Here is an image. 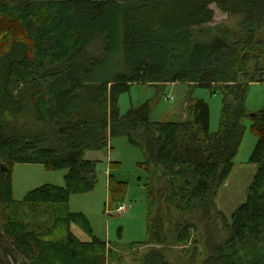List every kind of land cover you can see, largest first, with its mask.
<instances>
[{"label": "trees", "instance_id": "1", "mask_svg": "<svg viewBox=\"0 0 264 264\" xmlns=\"http://www.w3.org/2000/svg\"><path fill=\"white\" fill-rule=\"evenodd\" d=\"M211 4L240 15L236 26L206 29ZM261 81L264 0H0V264L123 261L82 212L66 207L72 193L97 182L85 151L113 136L127 137L143 156L139 165L158 174L147 189L142 264H175L176 250L186 255L180 264H194L200 244L201 264H264V104L245 108L249 83ZM175 82L222 93L216 131L202 98L189 100L177 121L152 120L146 101L120 113L118 97L131 84ZM245 117L257 138L248 158L256 168L245 200L226 217L216 197ZM18 162L65 169L64 184L16 201ZM71 224L90 239H79Z\"/></svg>", "mask_w": 264, "mask_h": 264}, {"label": "rangeland", "instance_id": "2", "mask_svg": "<svg viewBox=\"0 0 264 264\" xmlns=\"http://www.w3.org/2000/svg\"><path fill=\"white\" fill-rule=\"evenodd\" d=\"M213 19L206 29L215 32L219 26L235 27L240 15L228 16L216 5ZM204 99L210 108V131H216L219 124L222 93H211L208 88L192 86L185 82L147 84L133 83L118 97L121 114L131 106L148 102L152 120L177 121L187 117L189 100ZM264 104V82H250L245 99L247 111H256ZM246 126L237 154L233 159V169L218 190L217 207L229 217L234 209L245 200L246 189L252 179L256 165L248 158L256 143V136L249 130L248 117L243 118ZM85 157L96 161L97 182L93 189L85 193H72L66 207L72 212H82L88 219L92 234L106 240L123 257L122 262L112 264H142L141 257L149 249L144 244L147 238L146 222L149 214L147 189L153 188L158 174L146 170L139 163L143 160L140 150L125 136H113L106 147L86 150ZM65 169H48L40 163H15L11 170L12 197L20 201L26 192L44 184L63 185ZM109 180L111 187L109 188ZM119 182L120 184H117ZM122 190H113V186ZM117 186V187H118ZM117 195L114 200V195ZM123 205L125 209L117 211ZM64 209V204H59ZM73 233L81 240L90 239L85 230L71 224ZM14 255V254H13ZM15 258L18 256L14 255ZM13 256V257H14ZM186 255L179 250L170 252L169 257L180 264ZM206 257L203 244L198 245L194 264H201ZM18 261V259H17ZM11 262V261H10ZM10 264V263H8ZM14 264V262H11Z\"/></svg>", "mask_w": 264, "mask_h": 264}, {"label": "built area", "instance_id": "3", "mask_svg": "<svg viewBox=\"0 0 264 264\" xmlns=\"http://www.w3.org/2000/svg\"><path fill=\"white\" fill-rule=\"evenodd\" d=\"M124 209H125V206H123V205H120L117 207L118 212H120V211L122 212Z\"/></svg>", "mask_w": 264, "mask_h": 264}, {"label": "water", "instance_id": "4", "mask_svg": "<svg viewBox=\"0 0 264 264\" xmlns=\"http://www.w3.org/2000/svg\"><path fill=\"white\" fill-rule=\"evenodd\" d=\"M2 169H5L6 167L5 166H1Z\"/></svg>", "mask_w": 264, "mask_h": 264}]
</instances>
